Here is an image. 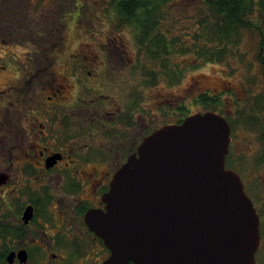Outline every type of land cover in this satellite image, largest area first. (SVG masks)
<instances>
[{
    "label": "flooded vegetation",
    "instance_id": "obj_1",
    "mask_svg": "<svg viewBox=\"0 0 264 264\" xmlns=\"http://www.w3.org/2000/svg\"><path fill=\"white\" fill-rule=\"evenodd\" d=\"M69 3L0 0V247L7 248L5 260L13 251L11 264H105L110 251L89 230L86 214L104 211L102 198L116 171L154 131L214 112L230 128L225 167L240 177L244 191L248 184L254 197L245 191L259 217L254 264H264V47L258 89L254 81L234 82V68L226 81L212 83L198 75L185 88L187 74L210 64L169 63L185 46V36H173L179 44L174 48L168 31L140 40L144 35L120 26L116 15L114 31L72 28L83 21L87 7L82 1ZM68 30L72 36L65 41ZM139 55L148 63H140ZM171 88L182 92L171 95ZM192 105L201 108L194 111ZM247 128L260 130L248 157L235 147L238 132ZM232 157L241 171L226 165ZM21 250L23 262L17 256Z\"/></svg>",
    "mask_w": 264,
    "mask_h": 264
},
{
    "label": "water",
    "instance_id": "obj_2",
    "mask_svg": "<svg viewBox=\"0 0 264 264\" xmlns=\"http://www.w3.org/2000/svg\"><path fill=\"white\" fill-rule=\"evenodd\" d=\"M229 134L224 117L206 112L144 138L114 174L104 211L86 214L110 251L105 264H254L259 217L225 167Z\"/></svg>",
    "mask_w": 264,
    "mask_h": 264
},
{
    "label": "rangeland",
    "instance_id": "obj_3",
    "mask_svg": "<svg viewBox=\"0 0 264 264\" xmlns=\"http://www.w3.org/2000/svg\"><path fill=\"white\" fill-rule=\"evenodd\" d=\"M74 1L84 2L87 8L83 14V21H78L79 19L76 20L72 28H81V25H85L86 27H90L91 31H95L98 33L114 31V27L112 26L113 24L111 23V19L114 16V13L113 10L109 7V5L105 3V1L108 0H69V2H71L72 4ZM72 4L69 3V5ZM65 9H67V7ZM205 10L206 9L204 5L198 0H181L178 2H174L172 6H170L168 9L169 18L165 25L168 29V33H170L174 37H176V35L180 33L181 36H185L186 45L191 44L192 36L194 35V33L199 32V26L197 24V21H199V19L203 15H205V13L207 12ZM252 19L255 24L264 22V18H259L257 16ZM121 31L130 32L132 30H130L129 28H122ZM71 32L70 30H68L67 36L65 37V41L71 38ZM239 37L240 38L238 39L237 43L229 45V52L223 61L219 63H210L197 71H194L192 73L190 72L183 79L181 87L186 88L187 84L190 83L191 78L196 77L198 75H203L207 77V79L212 81V83H216L218 80L221 81V79L226 81L227 79H229L228 75L229 73L231 74L230 70L232 68L236 70V73L234 74V82L246 83L244 82L245 80L254 81V89H258V87H261L263 85L261 81L263 79V71H261L262 69L260 61L258 59L260 56L258 54V49L261 44V37H259L253 29L247 30L245 28L240 31ZM262 57L264 59V51L262 53ZM139 61L142 64L148 63V61L140 55ZM169 63H171V65L186 64L188 66H192L195 63L197 64L200 62L197 56L191 53H187L184 55H171ZM178 91L182 92V88H180L179 90H174V88H171L169 93L172 92L171 95H175L179 93ZM254 93V91L251 92V94L255 95ZM199 108H201V106L199 105H192L191 107V109L194 111ZM238 133L242 137H240L239 135L235 139V147H241V151L239 154L240 156L243 155L242 149L246 152L245 154L247 155V153H250V148L254 145V143H257V139H259L260 136V130L247 128V130ZM233 149L234 146L230 149V156L234 154ZM246 157H248V155ZM233 158L234 157L228 158L226 165L238 171H241L240 168H237L238 166L236 167V165L234 164ZM258 174H260V171L257 173V175ZM245 191L249 194V196L253 197L250 194L248 184L246 185ZM257 202L260 203V200L257 199ZM261 232L263 235L262 238L264 246V223H262L261 225ZM0 249L2 248L0 247Z\"/></svg>",
    "mask_w": 264,
    "mask_h": 264
},
{
    "label": "trees",
    "instance_id": "obj_4",
    "mask_svg": "<svg viewBox=\"0 0 264 264\" xmlns=\"http://www.w3.org/2000/svg\"><path fill=\"white\" fill-rule=\"evenodd\" d=\"M114 15L120 17V26H133L136 31L149 40L145 34L163 33L168 31L166 22L169 18L168 9L174 2L181 0H109ZM204 7L203 15L197 24L199 29L192 36L191 44L177 50L176 53H191L198 57L200 63H219L228 52L229 45L235 44L240 38L242 29H253L259 37L261 48L264 47V22L255 24L254 17L264 18V0H198ZM258 22V21H257ZM124 26V27H125ZM162 41V36L156 37ZM171 48L179 47L178 40L171 39ZM147 50V49H146ZM174 51L170 54H172ZM147 54L151 53L147 51ZM173 55V54H172ZM7 248L0 249V264H5Z\"/></svg>",
    "mask_w": 264,
    "mask_h": 264
}]
</instances>
